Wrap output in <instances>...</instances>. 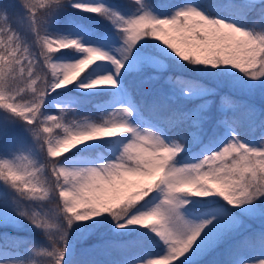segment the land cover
<instances>
[{
	"label": "snow or ice",
	"instance_id": "obj_1",
	"mask_svg": "<svg viewBox=\"0 0 264 264\" xmlns=\"http://www.w3.org/2000/svg\"><path fill=\"white\" fill-rule=\"evenodd\" d=\"M161 9L0 5V264H264V0Z\"/></svg>",
	"mask_w": 264,
	"mask_h": 264
},
{
	"label": "trees",
	"instance_id": "obj_2",
	"mask_svg": "<svg viewBox=\"0 0 264 264\" xmlns=\"http://www.w3.org/2000/svg\"><path fill=\"white\" fill-rule=\"evenodd\" d=\"M177 1H179V0H154L155 4H159V5L168 4V3L174 4ZM11 3H12V0H0V5L5 6V7H8ZM9 12L10 13L12 12V9L10 7H9ZM92 108L93 107L91 105H88L86 108L83 109V111L86 110V109H92ZM246 138H251V137L249 136V137H246ZM0 231H3V229H0ZM7 231H9L12 234V236H14V237L19 236V237H23L24 239H27V240H30V241H37L33 237L34 235H31V234H34V233L26 232L24 230L17 231L15 229H11V228L7 229ZM35 235H38V234H35ZM95 239L96 238L94 237L93 240H95Z\"/></svg>",
	"mask_w": 264,
	"mask_h": 264
},
{
	"label": "rangeland",
	"instance_id": "obj_3",
	"mask_svg": "<svg viewBox=\"0 0 264 264\" xmlns=\"http://www.w3.org/2000/svg\"><path fill=\"white\" fill-rule=\"evenodd\" d=\"M150 2L152 3V5H154V6L157 8V10H163V9H161V5H159V4H155L154 0H150ZM181 2H182V0H179V1L175 2L174 4H179V3H181ZM158 6H159V7H158ZM251 102L256 103L258 106H259L260 103H261L259 97H256V98H255L253 101H251ZM84 112H85V113H95V109H94V108H92V109H86V110H84ZM0 143H2V141H0ZM253 226H254L256 229H258V228H259V224H258V222H253ZM24 231H26V232H30V233H34V232H32L31 230H29L27 224H25ZM35 234H36V233L31 234V235H34L33 237H34L37 241H41V240H42V237H41V236H38V235H35Z\"/></svg>",
	"mask_w": 264,
	"mask_h": 264
}]
</instances>
